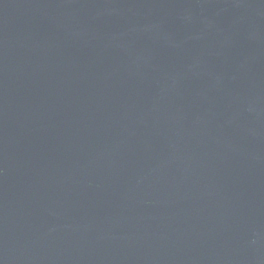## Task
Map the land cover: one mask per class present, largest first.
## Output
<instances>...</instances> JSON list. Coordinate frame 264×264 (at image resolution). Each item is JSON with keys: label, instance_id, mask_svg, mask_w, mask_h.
Here are the masks:
<instances>
[{"label": "water", "instance_id": "1", "mask_svg": "<svg viewBox=\"0 0 264 264\" xmlns=\"http://www.w3.org/2000/svg\"><path fill=\"white\" fill-rule=\"evenodd\" d=\"M0 264H264V0H0Z\"/></svg>", "mask_w": 264, "mask_h": 264}]
</instances>
